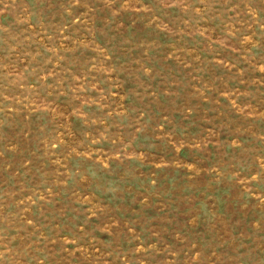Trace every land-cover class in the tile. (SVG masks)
I'll return each instance as SVG.
<instances>
[{
	"label": "rangeland",
	"instance_id": "rangeland-1",
	"mask_svg": "<svg viewBox=\"0 0 264 264\" xmlns=\"http://www.w3.org/2000/svg\"><path fill=\"white\" fill-rule=\"evenodd\" d=\"M0 264H264V0H0Z\"/></svg>",
	"mask_w": 264,
	"mask_h": 264
}]
</instances>
